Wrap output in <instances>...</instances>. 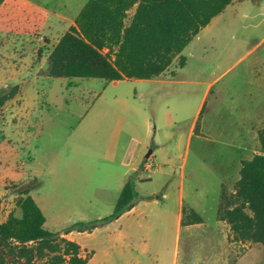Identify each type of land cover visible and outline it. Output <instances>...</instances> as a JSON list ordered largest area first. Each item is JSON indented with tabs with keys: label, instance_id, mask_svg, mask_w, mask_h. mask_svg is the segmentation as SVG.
Segmentation results:
<instances>
[{
	"label": "rangeland",
	"instance_id": "374dc122",
	"mask_svg": "<svg viewBox=\"0 0 264 264\" xmlns=\"http://www.w3.org/2000/svg\"><path fill=\"white\" fill-rule=\"evenodd\" d=\"M225 21L231 26H225ZM220 31L226 37L220 48L202 58L192 47L187 48L185 69L172 73L179 68L176 59L168 75L159 79L125 80L115 85L96 78H50L37 90L26 92L21 112L3 116L1 111L0 168H19L24 176H30L23 181H2L0 221L12 211L20 215L15 200L18 190L25 186L32 187L30 195L43 211L48 231L61 232L110 215L111 185L106 200L91 205L99 209L88 210V190L96 194L93 184L105 178L84 172L82 166L110 161L116 148L109 146L114 127L120 125L119 138L123 130L136 132L139 113L149 106L152 93L157 102L151 103L168 109L179 123L173 132L183 130L203 96L205 86L198 82L218 78L200 114L198 128L202 134L192 139L185 168L171 171L163 166L165 173L175 174L183 183L187 212L196 208L203 223L179 226L170 200L162 197L166 193L162 184L165 177L156 171L149 179V173L137 172L131 173L136 184V209L119 222L91 233L73 231V237L87 251H95L88 264H171L175 258L188 264L239 258L260 259L264 264L263 245L232 240L228 227L216 217L220 184L227 180L225 170L240 157H251L241 155L232 145L241 141L238 133L243 130L237 121L242 108L254 110L255 102L264 94V0H235L217 26L216 32ZM244 70L246 82L231 85ZM222 87L228 94L212 114L215 94ZM148 119L154 127L157 116L149 112ZM134 149L135 144L130 143L125 158H130Z\"/></svg>",
	"mask_w": 264,
	"mask_h": 264
},
{
	"label": "trees",
	"instance_id": "16d2710c",
	"mask_svg": "<svg viewBox=\"0 0 264 264\" xmlns=\"http://www.w3.org/2000/svg\"><path fill=\"white\" fill-rule=\"evenodd\" d=\"M232 1L88 0L75 25L49 54L48 74L107 82L157 78L175 59L179 67L185 65L183 50ZM134 6L126 25L127 12ZM15 94H0V106ZM258 142L260 153L242 160L233 191L222 185L216 217L229 225L232 240L264 246V128L258 132ZM31 188L18 190L15 205L20 215L12 211L0 221V264H86L88 256L82 255L78 243L45 229L46 217L30 195ZM135 197V183L130 179L110 215L78 223L64 234L91 232L117 220L134 206ZM1 204L0 198V210ZM200 223L202 217L184 207L181 225Z\"/></svg>",
	"mask_w": 264,
	"mask_h": 264
},
{
	"label": "crops",
	"instance_id": "0c3cea01",
	"mask_svg": "<svg viewBox=\"0 0 264 264\" xmlns=\"http://www.w3.org/2000/svg\"><path fill=\"white\" fill-rule=\"evenodd\" d=\"M87 1L88 0H3L0 2V94L16 91L12 99L0 106V112L2 111L3 116L6 112L14 114L21 112L25 109L26 92L35 91L43 81L54 78L48 74L49 54L69 28L75 25V19ZM234 2L235 0H233L221 14L214 17L212 21L194 37L192 42L182 52L186 60L185 65L179 68L176 67L172 73L177 72V70H183L187 66V57L184 54L187 48L192 47V51L197 53L198 57L201 56L202 58L209 51L220 48L221 45L226 42V37L221 34L222 31L217 33L216 30L227 9ZM135 9L136 6L127 12V18L125 19L126 25L129 24ZM225 26H231V23L225 21ZM226 47L227 46L224 48L227 50ZM215 52L217 54L220 53L217 51ZM215 57L216 56L213 58ZM175 61L176 59L172 65ZM172 65L159 77L149 80L159 79L163 75H168V71L171 69ZM246 74V70L241 72L239 76L231 82V85L239 86V84L241 85L246 82ZM217 79L211 82H198L201 86H205L203 89V96L192 121L186 124L183 130L173 132L174 127L179 123L170 116V111L166 108L158 109L157 103L155 105L151 103L152 101L157 102L155 93H152L151 97H149V106L147 105V107L139 113L140 128H138L136 132L132 133L123 130V134L121 138H119L121 135L119 129L120 125L117 124L116 127H114L116 128V132L112 133L109 146H116V148L110 161L100 164H84L82 166L84 172H88L90 175H103L105 178L93 184L96 194H90L88 190V210L99 209V206L91 205L94 202L103 203L107 198L106 193L111 185L114 192L110 196L109 204L112 203V205H108L107 208L110 210L109 212L112 213L126 182L130 179L134 181L131 173H142L141 166L148 157L152 159L156 167L167 166L171 171L176 169L183 170L185 168L190 143L196 135L202 134V128H198L200 114L204 109L213 83ZM118 82L121 81H112L115 85H117ZM227 92L225 87L220 88L216 92L214 103L210 109L212 114L217 113V108L224 96L228 94ZM255 103L256 106L254 110L253 107L242 108L241 116L237 121L240 127L242 126L241 129L243 131L238 133L241 139L239 145L233 144L232 147L238 149L241 155L251 157H240L236 163L228 166L225 170L227 180L221 182L220 185L221 187L222 185L228 186L231 191H233L235 183L240 178L239 171L242 160L251 159L255 154L260 153L258 132L264 128V94L260 95ZM149 112H153L157 116L154 127H152L148 119ZM3 116L1 117L4 118ZM130 143L135 144V149L130 158H125L126 147L130 145ZM148 154L149 156L147 157ZM156 171L162 175L161 177H165V181L162 184L165 186L166 193H164L162 197L170 200V204L174 208V212L177 216V223L179 226H182L181 221L183 218V209L185 207L183 183L181 181L179 183L177 179H175V174L173 177L172 173H165L164 170L162 171L160 169H155L152 173ZM29 176V174L27 177L24 176L19 168L2 167L0 168V187L4 179L23 181ZM150 176L149 174V179ZM135 209L136 206L134 205L115 221L119 222L125 215L133 212ZM193 209L197 212L196 208ZM218 222L227 226L230 232L229 225L226 222L220 220H218ZM194 225L196 224L187 226ZM60 233L62 237L79 244L73 237V231L68 234H64V231ZM75 233L82 234L85 232L76 231ZM80 247L84 257L88 254V261L86 263L88 264L89 260L93 259L95 256V251L93 249L87 251L82 245H80ZM153 255L155 258H158L157 253ZM171 264L188 263H178L175 258ZM206 264H263V261L260 259L247 260L245 258L233 260L215 259L206 262Z\"/></svg>",
	"mask_w": 264,
	"mask_h": 264
},
{
	"label": "built area",
	"instance_id": "2783aa9c",
	"mask_svg": "<svg viewBox=\"0 0 264 264\" xmlns=\"http://www.w3.org/2000/svg\"><path fill=\"white\" fill-rule=\"evenodd\" d=\"M103 52H104V53H107V52H108V49H104ZM154 169H160V170H162V171L164 170L163 167H156V165L154 164V162L152 161V159L148 157V158L143 162V164H142V166H141V171L150 174V173L153 172ZM0 211H1V210H0Z\"/></svg>",
	"mask_w": 264,
	"mask_h": 264
},
{
	"label": "water",
	"instance_id": "95a60500",
	"mask_svg": "<svg viewBox=\"0 0 264 264\" xmlns=\"http://www.w3.org/2000/svg\"><path fill=\"white\" fill-rule=\"evenodd\" d=\"M149 156V154L147 155V157Z\"/></svg>",
	"mask_w": 264,
	"mask_h": 264
}]
</instances>
